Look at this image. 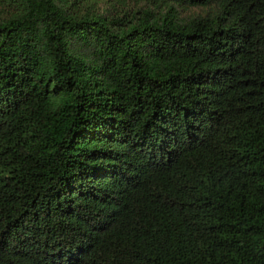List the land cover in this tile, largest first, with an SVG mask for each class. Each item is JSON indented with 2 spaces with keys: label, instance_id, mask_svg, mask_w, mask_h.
Segmentation results:
<instances>
[{
  "label": "trees",
  "instance_id": "16d2710c",
  "mask_svg": "<svg viewBox=\"0 0 264 264\" xmlns=\"http://www.w3.org/2000/svg\"><path fill=\"white\" fill-rule=\"evenodd\" d=\"M0 264H264V0H0Z\"/></svg>",
  "mask_w": 264,
  "mask_h": 264
}]
</instances>
